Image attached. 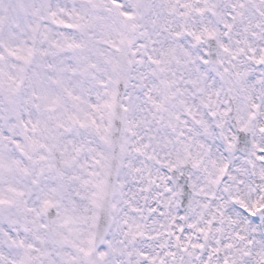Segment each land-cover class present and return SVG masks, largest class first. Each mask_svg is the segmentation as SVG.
Masks as SVG:
<instances>
[{"label": "snow or ice", "instance_id": "obj_1", "mask_svg": "<svg viewBox=\"0 0 264 264\" xmlns=\"http://www.w3.org/2000/svg\"><path fill=\"white\" fill-rule=\"evenodd\" d=\"M0 264H264V0H0Z\"/></svg>", "mask_w": 264, "mask_h": 264}]
</instances>
